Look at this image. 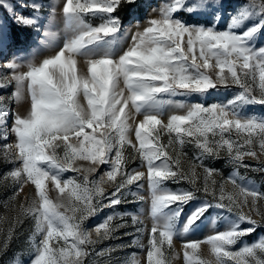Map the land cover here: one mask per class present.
I'll return each mask as SVG.
<instances>
[{
  "label": "snow or ice",
  "instance_id": "1",
  "mask_svg": "<svg viewBox=\"0 0 264 264\" xmlns=\"http://www.w3.org/2000/svg\"><path fill=\"white\" fill-rule=\"evenodd\" d=\"M0 69V264H264V0H0Z\"/></svg>",
  "mask_w": 264,
  "mask_h": 264
},
{
  "label": "rangeland",
  "instance_id": "2",
  "mask_svg": "<svg viewBox=\"0 0 264 264\" xmlns=\"http://www.w3.org/2000/svg\"><path fill=\"white\" fill-rule=\"evenodd\" d=\"M146 2L148 3H152L154 6L158 5L162 2H164V0H146ZM225 2L227 4H229V6L235 4V3H242L243 0H225ZM250 2V0H249ZM148 11H151L150 9ZM152 15H156V13H152ZM59 24V21H58ZM223 26V25H222ZM30 34V30L25 31L24 33H22V38H27ZM46 52H41L40 55H38L36 58L40 59L43 55H46ZM0 71H3V69H0ZM237 91V89L232 88L230 90H225L223 88L219 89V91H217L210 99L211 100H224L228 97H230L232 94H234V92ZM193 99H196L195 97ZM249 111L251 112H256V113H264V107L261 106H250ZM0 148H2V142H0ZM184 151L188 153V156L191 157L193 155V148L190 145H186L184 148ZM246 163L252 164V165H256V161L251 159V158H246ZM214 163V166L221 169V171L223 172L224 176L227 177L231 172H232V166L229 164H226L224 159L221 158ZM135 166V165H132ZM6 167H11V165H4L3 163H0V173H2L4 171V169ZM185 167H187V165H185ZM240 175H244L247 176L250 180L254 181L259 187H261L262 189H264V174H260L257 172H254L252 170H245L243 168H241L239 170ZM66 176L69 175L68 173L65 174ZM98 175V174H97ZM141 183H144L143 181H141ZM105 187H108L107 185H105ZM228 190H231V185H227L226 186ZM31 190H32V186L31 185H27L25 186V189L22 193H20V196L18 197V199L21 202H24L25 204L27 203L28 199L31 196ZM133 192L137 191L136 187L133 186ZM11 189H5L3 186H0V216H7L8 221L10 222L12 218L15 217L16 215V211L13 208H5L4 207V201L7 198V195L10 193ZM139 192L141 195H144L146 198L149 195L148 192V187L147 184H144V187L142 189H139ZM129 199H133V197H129ZM128 212H132V213H136L137 215H139L140 219L143 221L144 225H148L150 227L151 225V219L150 216L148 214L149 211V205L147 202L144 203H140V202H134L128 205L124 206V209ZM99 217L96 218H91L88 221V224L94 225L96 223L99 222ZM258 219V217H257ZM30 226L29 221H25V229H27ZM219 227V223L217 225ZM212 227L210 222H206L205 226L202 227V229L200 231H198L197 233H195L194 236H192L191 238H202L204 236H206L207 234H210L212 232ZM27 231H25L24 235H22L18 240H15L12 244V250L15 251L17 249H23L24 250V264H27V258H28V246L25 243V236L27 235ZM260 235H264V232L260 233ZM93 239H95L96 234L93 231L92 233ZM188 236H184V237H180L177 238L176 240H174V243L176 245V250L178 252H181V255L179 258H177L176 260L173 261V264H183V257H182V241L185 239H188ZM255 236L252 237H247L246 241L250 242L251 240L255 239ZM130 238H125L124 239V243H129ZM141 241L144 244H147V235L146 234H141ZM121 243V241L119 240H115V241H106L105 244H118ZM103 245H100L98 247H102ZM203 252L205 253V255H207V246H203L202 248ZM135 252L137 254V257L140 259L141 264H144L145 259H146V249L142 250L139 247H130L127 248L124 251L121 252H117L113 254V261L116 260H120L121 264H123V261L125 260H129L131 258V254ZM105 258H98L97 259V264H104Z\"/></svg>",
  "mask_w": 264,
  "mask_h": 264
},
{
  "label": "trees",
  "instance_id": "3",
  "mask_svg": "<svg viewBox=\"0 0 264 264\" xmlns=\"http://www.w3.org/2000/svg\"><path fill=\"white\" fill-rule=\"evenodd\" d=\"M124 15H125V12L122 11V12H121V16H124Z\"/></svg>",
  "mask_w": 264,
  "mask_h": 264
}]
</instances>
